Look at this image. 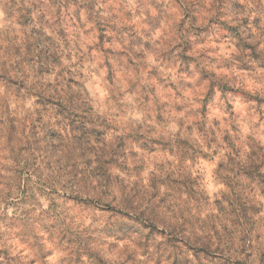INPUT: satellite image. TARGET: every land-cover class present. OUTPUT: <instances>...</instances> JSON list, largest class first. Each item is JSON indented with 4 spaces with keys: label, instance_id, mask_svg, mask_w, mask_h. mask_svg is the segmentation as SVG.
Segmentation results:
<instances>
[{
    "label": "clouds",
    "instance_id": "clouds-1",
    "mask_svg": "<svg viewBox=\"0 0 264 264\" xmlns=\"http://www.w3.org/2000/svg\"><path fill=\"white\" fill-rule=\"evenodd\" d=\"M0 264H264V0H0Z\"/></svg>",
    "mask_w": 264,
    "mask_h": 264
}]
</instances>
